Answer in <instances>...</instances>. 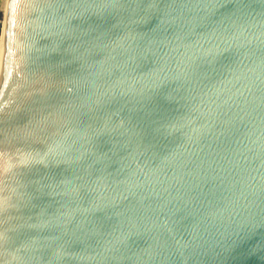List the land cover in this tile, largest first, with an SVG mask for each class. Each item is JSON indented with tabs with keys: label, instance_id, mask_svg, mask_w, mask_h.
<instances>
[{
	"label": "water",
	"instance_id": "obj_1",
	"mask_svg": "<svg viewBox=\"0 0 264 264\" xmlns=\"http://www.w3.org/2000/svg\"><path fill=\"white\" fill-rule=\"evenodd\" d=\"M0 264H264V0H11Z\"/></svg>",
	"mask_w": 264,
	"mask_h": 264
},
{
	"label": "bare ground",
	"instance_id": "obj_2",
	"mask_svg": "<svg viewBox=\"0 0 264 264\" xmlns=\"http://www.w3.org/2000/svg\"><path fill=\"white\" fill-rule=\"evenodd\" d=\"M6 1H7V4L5 5V8L2 11L4 22L3 24H1L2 27H1V33H0V58H1L2 50L4 46L5 34H6V29H7V18H8L9 6H10L11 0H6Z\"/></svg>",
	"mask_w": 264,
	"mask_h": 264
},
{
	"label": "rangeland",
	"instance_id": "obj_3",
	"mask_svg": "<svg viewBox=\"0 0 264 264\" xmlns=\"http://www.w3.org/2000/svg\"><path fill=\"white\" fill-rule=\"evenodd\" d=\"M3 2H5V5L7 4V1L6 0H0V12H1V14H3L2 13V4H3ZM5 17V16H4ZM1 23L3 24V22H4V18H3V15H2V17H1ZM0 26H1V24H0ZM2 27V26H1Z\"/></svg>",
	"mask_w": 264,
	"mask_h": 264
},
{
	"label": "trees",
	"instance_id": "obj_4",
	"mask_svg": "<svg viewBox=\"0 0 264 264\" xmlns=\"http://www.w3.org/2000/svg\"><path fill=\"white\" fill-rule=\"evenodd\" d=\"M4 8H5V2H3V4H2V11Z\"/></svg>",
	"mask_w": 264,
	"mask_h": 264
}]
</instances>
